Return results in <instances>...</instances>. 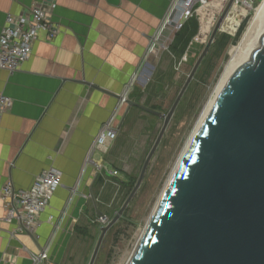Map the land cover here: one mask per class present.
<instances>
[{
  "label": "crops",
  "instance_id": "1",
  "mask_svg": "<svg viewBox=\"0 0 264 264\" xmlns=\"http://www.w3.org/2000/svg\"><path fill=\"white\" fill-rule=\"evenodd\" d=\"M35 1L0 0V35L8 13L20 14ZM171 2L48 0L60 34L50 41L42 33L18 72L0 69V94L13 100L0 119V190L8 182L17 190H28L50 169L63 177L36 237L6 221L0 199V264H32V256L47 247L53 261L55 238L66 240L82 218L85 195L93 194L100 178L93 166L86 167L90 148L118 111L119 96L125 97L132 77L153 60L148 52L151 40ZM128 109L117 115L120 129L132 108L125 117ZM116 142L109 155L96 156L107 171L115 170L106 161ZM63 215L66 232L58 233L55 225ZM51 216L53 224L48 221Z\"/></svg>",
  "mask_w": 264,
  "mask_h": 264
},
{
  "label": "water",
  "instance_id": "2",
  "mask_svg": "<svg viewBox=\"0 0 264 264\" xmlns=\"http://www.w3.org/2000/svg\"><path fill=\"white\" fill-rule=\"evenodd\" d=\"M108 1L112 5L120 2ZM234 2H228L171 111L164 116L163 128L135 188L115 218L102 228L90 264H96L108 232L141 188L180 102ZM126 102L125 117L133 107L163 117L140 103ZM92 198L99 217L106 220L93 194ZM128 264H264V32L249 60L235 71L206 116Z\"/></svg>",
  "mask_w": 264,
  "mask_h": 264
},
{
  "label": "rangeland",
  "instance_id": "3",
  "mask_svg": "<svg viewBox=\"0 0 264 264\" xmlns=\"http://www.w3.org/2000/svg\"><path fill=\"white\" fill-rule=\"evenodd\" d=\"M250 1L254 2L253 9L245 10ZM263 1L236 0L234 3L224 21L225 25L221 27L181 100L150 163L141 188L119 222L108 232L96 264L128 263L187 147L190 136L215 94L226 66L232 59V51L243 41L246 32L255 22L257 10ZM226 6L227 4H224L209 9L197 19L199 32L201 29L204 31V41L201 44L191 41L183 52L172 46L171 53L161 50L159 54H152L153 60L132 77L124 99L154 109L163 117H157L139 108L131 109L120 129L114 150L106 161L120 174L118 177H111L106 171L98 174L101 180L93 189L98 209L107 219L102 220L99 217L92 195L87 192L86 211L78 224L70 228L66 240L59 242L57 237L55 238L52 244L55 256L53 261L49 260L50 263L46 264H90L102 228L115 218L135 188L147 157L163 128L164 116L171 111ZM244 22L243 32L235 39ZM128 107L126 102H121L118 113H124ZM64 218L65 215L56 224L55 230L58 233L66 232Z\"/></svg>",
  "mask_w": 264,
  "mask_h": 264
},
{
  "label": "built area",
  "instance_id": "4",
  "mask_svg": "<svg viewBox=\"0 0 264 264\" xmlns=\"http://www.w3.org/2000/svg\"><path fill=\"white\" fill-rule=\"evenodd\" d=\"M48 0H36L35 3L20 14L8 13L6 23L0 35V69L14 74L20 70L33 54L34 44L44 33L48 40H54L61 32L60 26L51 17ZM230 0H172L168 11L159 28L152 37L150 54H159L161 50L169 51L177 34L181 33L193 19L205 15L213 9ZM236 3V0L235 2ZM252 10L254 2L247 3ZM203 29L192 39L193 43L204 41ZM236 36V35H235ZM127 100L122 99L121 102ZM127 103V102H126ZM13 106V100L0 94V119ZM118 111L95 138L90 148L86 167L93 166L97 174L108 172L111 177H118L119 171L108 170L103 165V159L97 161V154L106 156L118 139L120 125L115 124ZM63 186L62 173L50 169L36 178L28 190H17L12 182L6 183L0 190V199L5 204L6 221L18 225L20 231L36 237L42 224L41 216L51 204L56 192ZM55 218L48 221L54 223ZM56 226V225H55ZM32 264H46L49 261V247L32 256Z\"/></svg>",
  "mask_w": 264,
  "mask_h": 264
},
{
  "label": "bare ground",
  "instance_id": "5",
  "mask_svg": "<svg viewBox=\"0 0 264 264\" xmlns=\"http://www.w3.org/2000/svg\"><path fill=\"white\" fill-rule=\"evenodd\" d=\"M247 9H248V7L246 6L245 10H247ZM224 25L225 24L223 23L222 27ZM227 28L231 29V27H227ZM263 32H264V1L261 4V6L259 7V9L257 10V18H256L255 22L253 23V25L251 26V28H249L248 31L246 32L243 41H241L239 46L236 47L232 51V59L230 60V62L226 66L225 73L222 76V78L220 80V83H219V85L216 88V91H215V94H214L213 98L208 103V106L206 105L207 108L205 109L204 113L202 114V117H201V119H200V121H199V123H198V125H197V127L195 129V131L193 132L192 136H190L191 138L188 141V144L186 145L187 147L184 150L181 158L179 159V161L177 163L176 169L179 166V164L181 163L185 152L190 147L194 137L196 136V134L198 133L199 129L201 128L202 123L204 122L206 116L208 115V113L210 112L211 108L215 104V102H216L217 98L219 97L220 93L223 91V89L225 88V86L227 85L228 81L230 80L232 75L235 73V71L242 64H244L245 62H247L249 60V58L251 56V53L255 49L257 41H258V39L260 38V36L262 35ZM172 176H173V174H172ZM142 235H143V233H142ZM142 235H141V237H142ZM133 254H134V252H133Z\"/></svg>",
  "mask_w": 264,
  "mask_h": 264
},
{
  "label": "trees",
  "instance_id": "6",
  "mask_svg": "<svg viewBox=\"0 0 264 264\" xmlns=\"http://www.w3.org/2000/svg\"><path fill=\"white\" fill-rule=\"evenodd\" d=\"M244 24L245 22L242 24L241 28L239 29L235 39L240 37L241 33L243 32ZM198 32H199V25L197 19H193L186 25V27L181 33L177 34L175 42L173 44V48L181 49L182 52L185 51V49H187L192 39L198 34ZM100 180L101 179L99 178L98 182Z\"/></svg>",
  "mask_w": 264,
  "mask_h": 264
}]
</instances>
